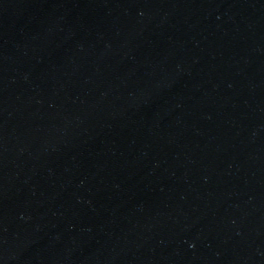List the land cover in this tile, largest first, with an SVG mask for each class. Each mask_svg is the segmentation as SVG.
<instances>
[{"label":"water","instance_id":"obj_1","mask_svg":"<svg viewBox=\"0 0 264 264\" xmlns=\"http://www.w3.org/2000/svg\"><path fill=\"white\" fill-rule=\"evenodd\" d=\"M58 264H264V0H155Z\"/></svg>","mask_w":264,"mask_h":264}]
</instances>
